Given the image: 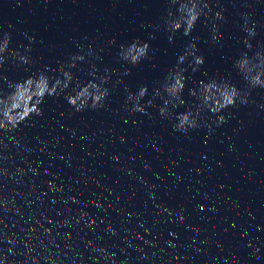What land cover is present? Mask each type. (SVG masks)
Instances as JSON below:
<instances>
[{"label":"water","instance_id":"water-1","mask_svg":"<svg viewBox=\"0 0 264 264\" xmlns=\"http://www.w3.org/2000/svg\"><path fill=\"white\" fill-rule=\"evenodd\" d=\"M205 3L207 7L202 0H0V9L103 53L229 96L234 87L250 92L248 103L264 108V85H251L264 82V0ZM217 12L222 15L216 17ZM169 15L176 32L169 29ZM193 15L197 19L185 35ZM253 27L256 34L246 40ZM144 42L148 49L141 55ZM193 54L206 62L197 66Z\"/></svg>","mask_w":264,"mask_h":264},{"label":"clouds","instance_id":"clouds-1","mask_svg":"<svg viewBox=\"0 0 264 264\" xmlns=\"http://www.w3.org/2000/svg\"><path fill=\"white\" fill-rule=\"evenodd\" d=\"M173 2H174V0H173ZM202 2L204 3V6L207 7V4L205 3V0H202ZM211 11L212 10L209 9V12H211ZM221 15H222L221 12H217L216 13V17H220ZM170 19H171V17L169 15V20H168L169 29L171 31H173V32H176V29L171 26ZM190 19H191V23L189 24L188 28H186L185 31H184V34L185 35H190L192 26L195 24V21L197 19V16L193 15V16L190 17ZM248 32H249V35L245 36V39L246 40H249V39L251 40L250 37L251 36H254L256 34V29L254 27L253 28H249L248 29ZM169 39L171 40L172 38L169 37ZM136 42H138V41H136ZM136 42H134V43H136ZM8 43H9V41L6 39L4 41V47H3V49H0V53H3L7 49ZM193 48H195V45H193ZM147 49H148V43L147 42H144L143 48L140 49V54L143 55L144 52H145V50H147ZM193 55L195 57V63H196L197 66L203 65L206 62V58L203 55H199V56H197L195 54H193ZM145 58H147V56H145ZM21 59L24 62H27L29 58L27 56H22ZM183 59H184V57H180V61L181 62L183 61ZM2 60H3V56L0 55V61H2ZM185 81H186V77L184 78V84H182V86H181L180 89H177V93L183 91V88L186 86ZM251 85L254 86V87L255 86H261V85H264V82H261V83H251ZM234 88H235V91L233 92V95H232L231 104L228 105V106L223 107L222 109H225V108H227L229 106L235 105L237 103V98H239V100H240L241 103H245V104L248 103V97L251 95V93L250 92L242 93L240 89H238L236 87H234ZM147 90H148L147 89V86L145 85L139 91V93H140L139 97H137V95H135V96L129 95V100L135 99L137 101L136 110L145 111L143 105H141L139 103V101L142 100L143 97L146 95ZM107 96H108L107 89H105L104 91L99 92L98 95L94 94V95L90 96V97H94L93 107H96V106H106V105L103 104V101L105 100V98H107ZM88 102H89V99L87 101L83 102V106H81V104H78L76 102V99L75 98L69 97V103L71 105H73V106H78L77 110H82L84 108V106L88 104ZM207 105L209 107H211V104H207ZM222 109H217L215 111L219 112ZM161 112L162 113H169V110L164 107V108L161 109ZM36 114L37 115H42L43 114L42 113V110L39 111V112H37ZM169 115H171V114L169 113ZM178 121L179 122L175 125L178 129L187 131L189 128H196V127H198L199 113L193 114L192 112L189 111V112L180 114L178 116ZM223 122H225V118L224 117H221L220 118V123H223Z\"/></svg>","mask_w":264,"mask_h":264}]
</instances>
